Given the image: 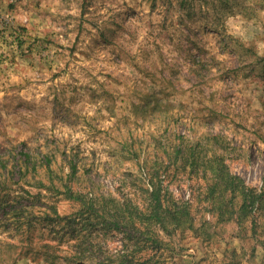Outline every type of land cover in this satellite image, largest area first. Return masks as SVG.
Returning a JSON list of instances; mask_svg holds the SVG:
<instances>
[{
	"label": "rangeland",
	"instance_id": "374dc122",
	"mask_svg": "<svg viewBox=\"0 0 264 264\" xmlns=\"http://www.w3.org/2000/svg\"><path fill=\"white\" fill-rule=\"evenodd\" d=\"M171 134L220 136L229 171L264 189V0H0V173L24 154L38 167L9 186L0 180V264H118L123 234L84 222L77 203L48 189L40 164L51 158L56 185L119 194L137 167L118 142L168 150ZM169 169L164 185L193 203L199 223L204 181ZM17 194L26 206L38 197L20 220L9 213ZM212 230L211 241L175 235L134 258L236 264V229ZM245 256L237 264H264Z\"/></svg>",
	"mask_w": 264,
	"mask_h": 264
},
{
	"label": "trees",
	"instance_id": "16d2710c",
	"mask_svg": "<svg viewBox=\"0 0 264 264\" xmlns=\"http://www.w3.org/2000/svg\"><path fill=\"white\" fill-rule=\"evenodd\" d=\"M122 139L123 141L118 142L121 144L119 155L134 162L137 170L130 189L125 192L122 189L119 194H99L93 187L86 188V192L80 191L69 180L62 181L60 178L57 186L53 180L51 158L46 156L45 161L40 164V168L43 167L49 175L48 189L58 191L68 200L77 203L79 214H87L84 222L90 220L123 234L125 251L118 256V264H148L150 258L136 260L135 251H161L169 245L166 239L171 240L175 235L190 234L198 236V239L211 241L215 235L212 227L217 225L236 229L240 245L231 251L236 264L237 261H243L247 251L251 258L258 256L264 262V189L247 185L241 177L229 171L220 136L206 135L192 139L181 134H171L168 138V150L159 147L156 140L148 142L146 147H136V142ZM146 148H152L154 152L156 150L157 156L151 158L144 151ZM24 156V159L18 158L6 174L0 173L3 185L9 186L13 179H17L16 183L22 181L29 170L36 172V161L29 154ZM170 166L204 181L202 185L199 184V192L202 193L199 203L203 206L206 217L203 215L199 223L196 222L193 203L176 197L164 185L166 174L163 173L169 171ZM69 167L67 175L74 177L77 170L75 161H70ZM129 169L126 170L127 174L132 173ZM37 185L41 186L42 181H37ZM22 197L24 198L23 194L13 196L15 203L11 205L9 212L12 218L18 216V220L34 210L33 203L38 199H33L26 206L21 203ZM36 209L49 221L62 219L53 207L44 209L36 205ZM63 219L70 220V216ZM82 228L85 229V226L82 225Z\"/></svg>",
	"mask_w": 264,
	"mask_h": 264
}]
</instances>
